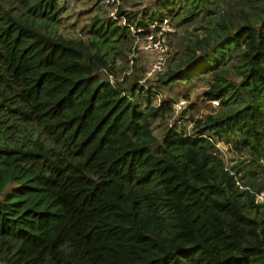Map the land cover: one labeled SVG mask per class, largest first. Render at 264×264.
<instances>
[{
    "label": "trees",
    "instance_id": "16d2710c",
    "mask_svg": "<svg viewBox=\"0 0 264 264\" xmlns=\"http://www.w3.org/2000/svg\"><path fill=\"white\" fill-rule=\"evenodd\" d=\"M16 1L0 3V264H264V4L242 20L230 0L121 4L125 24L95 15L70 37L60 0ZM166 17L203 32L155 78H117ZM208 71L222 108L175 115L163 88Z\"/></svg>",
    "mask_w": 264,
    "mask_h": 264
},
{
    "label": "rangeland",
    "instance_id": "374dc122",
    "mask_svg": "<svg viewBox=\"0 0 264 264\" xmlns=\"http://www.w3.org/2000/svg\"><path fill=\"white\" fill-rule=\"evenodd\" d=\"M61 1V22L59 24V31L61 34L70 36V37H79L83 35L82 29L84 26L90 23L91 19L95 15H109V12L112 10L111 7L106 6L103 0H60ZM141 2L139 5L136 3ZM0 3L4 8H12L16 13H22L24 11L23 7L16 0H0ZM152 0H126L123 1V6L125 8H130L141 12L148 6H150ZM264 4V0H230L229 5L226 3L221 4V11L226 14L227 8L234 11L235 18L243 19L244 15L239 11L240 8H244L247 11H254L259 6ZM171 19V18H170ZM171 22L176 26L177 20L171 19ZM176 32L169 35V38L166 41V45L169 52V58L172 59L174 52L177 50H183V43L181 41L183 38L192 36L195 38V35H200L203 32V29L200 28V23H191L184 26L177 27ZM172 42V44H171ZM237 60L236 56L230 61H228V66H232V62ZM155 62V57L149 51H146L138 46H135L133 43L131 46V51L128 52L127 57L124 59L117 60V66L125 65L124 71H121L117 78H122L123 75L132 73L135 70V64L138 68L144 69L147 73V77L155 78L157 74L150 76L149 71L152 67V64ZM166 66V65H165ZM112 76V79H115ZM155 76V77H154ZM213 79V74L211 71L207 73H202L196 75L192 80L186 84V86H176L175 83L171 84L169 87L163 88L164 95H168L176 100L184 98L185 94H188V104L190 102H196L199 105L197 111H195L196 116H202L209 112H217L222 108V104L214 105L211 101L205 100L202 95L203 91L209 87L210 81ZM186 98V97H185ZM159 100H156L158 103ZM185 128H191V124L186 120ZM153 126L155 133L158 136H161V126L160 120L156 119L153 121ZM219 148L224 152L225 159L228 165H232L237 161L240 155L233 151L227 143L219 141ZM242 183V181H240ZM261 198V197H259Z\"/></svg>",
    "mask_w": 264,
    "mask_h": 264
},
{
    "label": "built area",
    "instance_id": "2783aa9c",
    "mask_svg": "<svg viewBox=\"0 0 264 264\" xmlns=\"http://www.w3.org/2000/svg\"><path fill=\"white\" fill-rule=\"evenodd\" d=\"M106 6L111 7V11L109 15L113 19H118L122 24L126 23V17L120 16L118 17L117 12L119 6L123 3L124 0H103ZM133 28V27H132ZM176 26H174L171 22V19L166 17L162 20L154 21L149 29L148 32L143 36H137L134 40L135 46L142 48L146 51L152 53L155 57V62L152 64V67L149 71V75H155L162 72L165 68V65L169 59V52L166 45V41L172 33L176 32ZM136 31H140V29H136ZM110 79L112 76L110 75ZM212 104L219 105L220 102L218 100H212ZM188 105L187 98H181L174 102V111L175 115L180 114L183 109Z\"/></svg>",
    "mask_w": 264,
    "mask_h": 264
}]
</instances>
